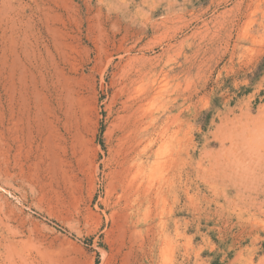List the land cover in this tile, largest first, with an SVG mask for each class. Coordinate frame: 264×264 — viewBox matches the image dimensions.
<instances>
[{"label": "rangeland", "instance_id": "1", "mask_svg": "<svg viewBox=\"0 0 264 264\" xmlns=\"http://www.w3.org/2000/svg\"><path fill=\"white\" fill-rule=\"evenodd\" d=\"M0 11V264H264V0Z\"/></svg>", "mask_w": 264, "mask_h": 264}, {"label": "bare ground", "instance_id": "2", "mask_svg": "<svg viewBox=\"0 0 264 264\" xmlns=\"http://www.w3.org/2000/svg\"><path fill=\"white\" fill-rule=\"evenodd\" d=\"M1 10H2V9H1ZM0 12H1V11H0ZM0 15H1V14H0ZM0 17H1V16H0ZM1 19H2V18H1ZM1 23H2V22H1ZM250 24H251V23H250ZM5 31H6V30H5ZM12 36H13V35H12ZM59 82H60V81H59ZM65 83H66V82H65ZM68 83H69V82H68ZM59 84H61V83H59ZM57 86H58V85H57ZM55 87H56V86H55ZM53 89H54V88H53ZM56 89H57V88H56ZM58 91H59V90H58ZM64 91H66V89H65ZM66 92H67V91H66ZM66 92H65V93H66ZM54 93H55V92H54ZM62 93H63V92H62ZM49 94H50V93H49ZM61 95H62V94H61ZM52 97H53V96H52ZM45 98H46V96H45ZM56 101H57V100H56ZM62 102H63V101H62ZM36 104H37V103H36ZM36 104H35V105H36ZM47 105H48V103H47ZM47 105H46V106H47ZM46 106H45V107L43 106V109H46ZM61 106H62V105H61ZM63 106H64V104H63ZM39 107H40V109H42L41 106H39ZM47 107H49V106H47ZM40 109H39V111H40ZM49 109H50V108H49ZM53 109H54V108H53ZM53 109L49 110V113L46 111V112L49 114L48 116H46L47 113H46L45 111H44V112H43V111H42V112L40 111L39 113H36V112H35V115H34V116H33V115H30V117H29L28 120H30V122H32V121L34 120V121L38 124V126H41V125L43 124V120H45L47 117H51L50 115L53 113V111H54ZM57 109H58V108H57ZM60 109H61V108H60ZM63 109H64V108H63ZM65 109H66V108H65ZM79 109H80V108H79ZM28 110H30L29 107H28ZM28 110H27V111H28ZM37 110H38V107H37V109L34 110V111H37ZM46 110H47V109H46ZM68 110H69V109H68ZM63 111H64V110H63ZM54 112H55V111H54ZM61 112H62V110H61ZM27 114H28V113H27ZM44 114H45V116H46L45 118H44ZM53 114H54V113H53ZM64 115H65V114H64ZM52 116H53V115H52ZM69 117H70V116H69ZM51 118H52V117H51ZM65 118H66V117H65ZM49 119H50V118H49ZM47 120H48V118H47ZM38 122H41V123H38ZM44 122H45V121H44ZM47 123H48V121H47ZM39 124H41V125H39ZM49 125H50V124H49ZM39 128H40V127H39ZM58 128H59V127H58ZM236 131H237V130H236ZM38 132H39V131H38ZM232 140H233V139H232ZM115 163H116V162H115ZM119 164H120V163H119ZM119 164H118V165H119ZM123 164H124V163H123ZM124 166H125V164H124ZM129 166H130V165H129ZM125 167H127V166H125ZM125 167H124V168H125ZM122 169H123V165H122ZM129 184H130V183H129ZM135 188H137V186H136ZM24 261H25V260H24ZM16 264H17V263H16Z\"/></svg>", "mask_w": 264, "mask_h": 264}]
</instances>
